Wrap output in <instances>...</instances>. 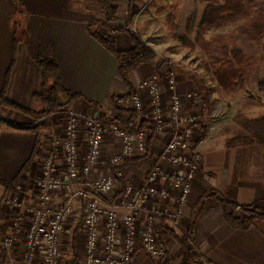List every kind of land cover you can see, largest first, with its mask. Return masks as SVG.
<instances>
[{
    "label": "crops",
    "instance_id": "obj_1",
    "mask_svg": "<svg viewBox=\"0 0 264 264\" xmlns=\"http://www.w3.org/2000/svg\"><path fill=\"white\" fill-rule=\"evenodd\" d=\"M159 1L162 0H110L115 20L107 21L96 0H0V91L7 81L5 95L10 102L23 109L41 111L42 105L33 99L42 82L36 55L38 51H51L64 90L78 95L77 100L98 106L109 120L125 123L133 130L134 120H127L126 109L121 106L126 107V99L146 77L154 74L163 82L167 73L174 72L168 61L156 55L153 61L139 65L122 80L118 59L91 33L97 32L100 38L111 37L117 50L126 51L131 48L132 24L142 27L146 9ZM18 19L22 21L16 22V36L12 20ZM94 20L99 22L93 30ZM138 35L144 36L141 32ZM176 76L174 93L189 106L186 95L198 91L196 84L191 77ZM169 95L164 94L163 98L167 100ZM59 98L66 100L63 94ZM204 99V106L198 108L199 123L204 128L202 143L196 151L200 177L193 184L187 205L169 206L182 216L176 225L166 220L159 223L158 236L166 251L160 264H264V222L246 230L233 228L225 220L221 204L226 199L264 209V137L262 129L258 137L244 127L246 121L264 115L239 116L219 131L222 127L214 122L218 115L206 113ZM0 112L5 113V120L0 121L1 223L2 198L12 189L7 190L4 182L19 179L41 153L46 132L39 122L47 118L31 124L33 120L19 112ZM54 125L51 122L50 133ZM236 139L245 142L230 144ZM165 143L162 136H153L145 157L125 159L124 182L142 181ZM177 237L187 240L185 247ZM6 254L0 264L9 261ZM135 258L137 264H153L137 250Z\"/></svg>",
    "mask_w": 264,
    "mask_h": 264
},
{
    "label": "built area",
    "instance_id": "obj_2",
    "mask_svg": "<svg viewBox=\"0 0 264 264\" xmlns=\"http://www.w3.org/2000/svg\"><path fill=\"white\" fill-rule=\"evenodd\" d=\"M177 80L167 73L140 82L121 106L133 130L82 100L46 117L57 123L41 153L2 198L9 217L0 246L18 250L9 264H137L136 250L162 262L159 223L176 225L182 216L169 206L187 205L200 177L204 102L192 91L183 103ZM153 136L166 140L161 154L142 181L125 183L123 161L145 157Z\"/></svg>",
    "mask_w": 264,
    "mask_h": 264
},
{
    "label": "rangeland",
    "instance_id": "obj_3",
    "mask_svg": "<svg viewBox=\"0 0 264 264\" xmlns=\"http://www.w3.org/2000/svg\"><path fill=\"white\" fill-rule=\"evenodd\" d=\"M224 0H216L217 4ZM244 14L224 19L214 26H203L200 24L201 17L206 5L198 0H162L153 2L146 9L145 18L139 27L132 24L131 31L139 36L145 45L150 47L154 53L170 63L172 71L176 75L191 77L201 97H205L206 113L217 114V127L219 131L232 125L237 117L264 115V87L260 90L258 84L264 80V35L259 44L247 41L243 37L235 36L236 29L247 22V20L259 10H264V0H242ZM13 21L12 27L19 36V22ZM18 22V23H16ZM99 20H94L91 28L94 30ZM100 27V26H99ZM99 30V29H97ZM97 33V32H96ZM233 37L232 41H225L227 46L237 45L241 47L249 60L247 62V79L244 85L233 92H223L213 80L210 68L214 65V59L220 57V44H211L204 48L199 40L209 41L214 37ZM5 110V109H1ZM5 120V113L0 112V121ZM45 119L39 122L40 127L46 132L45 140L50 135V126L57 121ZM36 121H32L33 124ZM48 137V138H47ZM33 161V160H32ZM31 161V162H32ZM30 162V163H31ZM18 179L15 181V183ZM5 219L7 234L8 214L2 210ZM7 219V220H6ZM17 248L11 254L16 257ZM7 254L0 246V262L4 263ZM6 257V258H5ZM9 264V261H7ZM16 264V263H13ZM203 264H207L204 262Z\"/></svg>",
    "mask_w": 264,
    "mask_h": 264
},
{
    "label": "trees",
    "instance_id": "obj_4",
    "mask_svg": "<svg viewBox=\"0 0 264 264\" xmlns=\"http://www.w3.org/2000/svg\"><path fill=\"white\" fill-rule=\"evenodd\" d=\"M206 5L203 15L201 17L200 24L203 26H214L224 19L231 18L234 15L240 16L244 14V7L242 0H224L223 3L217 4L216 0H198ZM98 6L104 13L105 20H115V10L111 5L110 0H96ZM92 36L102 45L108 52L113 54L119 62L118 75L122 80H125V75L139 65L150 63L156 57L154 51L145 45L140 37L130 32L131 48L126 51H119L115 47L114 40L111 37L100 38L96 33H91ZM264 35V10L256 11L246 23L236 29L235 36H240L251 41L255 44H259ZM234 35L221 36L211 38L209 41L199 40L200 44L206 48L211 44L218 43L220 57L214 59V65L210 68L213 80L220 90L223 92H233L241 88L247 79V62L248 56L244 50L237 46H227L225 41H232ZM14 54L16 52V43L14 41ZM36 62L41 71V86L38 93L34 94L33 99L40 103L43 109L39 112L27 110L18 107L14 103L10 102L5 95L4 87L0 91V110L8 109L16 111L22 115L30 117L33 121L44 119L58 111L62 110L69 103L79 99L78 95L69 93L61 86L58 68L53 58L51 51H38L36 55ZM8 70L7 77L9 75ZM6 77V78H7ZM259 89L264 87V80L259 84ZM63 94L66 96V100L62 101L59 96ZM247 132H254L253 135L260 137L259 131L262 129L264 137V117L254 119L252 121H246L244 124ZM204 128H202L203 134ZM245 142V140L236 139L230 144L236 142ZM15 180L4 184L6 189L13 188ZM222 210L225 220L236 229L246 230L258 223L264 222V209L253 207V205H237L226 199H222ZM5 219L2 217L0 223V236L6 232ZM179 243L185 247L187 240L177 237ZM4 252V250H3ZM192 256V253H189Z\"/></svg>",
    "mask_w": 264,
    "mask_h": 264
}]
</instances>
